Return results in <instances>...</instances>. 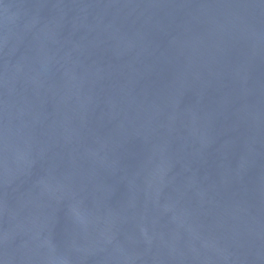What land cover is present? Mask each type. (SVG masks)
I'll list each match as a JSON object with an SVG mask.
<instances>
[{"label":"water","instance_id":"1","mask_svg":"<svg viewBox=\"0 0 264 264\" xmlns=\"http://www.w3.org/2000/svg\"><path fill=\"white\" fill-rule=\"evenodd\" d=\"M0 264H264V0H0Z\"/></svg>","mask_w":264,"mask_h":264}]
</instances>
